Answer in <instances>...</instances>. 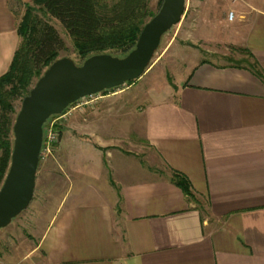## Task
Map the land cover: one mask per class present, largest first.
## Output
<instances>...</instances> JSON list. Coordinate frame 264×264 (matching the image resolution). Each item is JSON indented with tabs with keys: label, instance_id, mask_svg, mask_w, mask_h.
Here are the masks:
<instances>
[{
	"label": "crops",
	"instance_id": "1",
	"mask_svg": "<svg viewBox=\"0 0 264 264\" xmlns=\"http://www.w3.org/2000/svg\"><path fill=\"white\" fill-rule=\"evenodd\" d=\"M32 1L0 0V75L20 42L13 6ZM237 2L228 4L237 13L230 44L264 72V0ZM190 59L170 80L165 75L163 95L137 106L146 166L109 167L65 194L24 257L34 264H264V82L248 65ZM148 85L130 96L149 95ZM116 102L72 110L67 129L91 134L106 150L100 154H116L122 165L127 154L100 129L122 114ZM172 169L188 177L205 216L170 181Z\"/></svg>",
	"mask_w": 264,
	"mask_h": 264
},
{
	"label": "rangeland",
	"instance_id": "2",
	"mask_svg": "<svg viewBox=\"0 0 264 264\" xmlns=\"http://www.w3.org/2000/svg\"><path fill=\"white\" fill-rule=\"evenodd\" d=\"M231 1L235 0H185L181 20L161 37L159 46L143 73L148 72V74H142L143 77L141 75L142 81H139L136 86L132 82H126L100 92L89 105L80 107L98 104L103 98H116V105L120 108L123 106V112L120 116L118 115L116 121L111 119L100 128L102 133L109 132V139L116 142L117 145L114 148L118 149L120 154H127V157L121 158L122 165L117 160L116 154L109 159L103 157L100 153L104 155L106 150L94 144L91 134L84 133L82 130L77 133L71 129L68 132V118L59 121V135L53 150L39 160L33 197L29 205L8 225L0 228V264H34L24 255L29 253L38 233L65 194L73 195L80 191L86 181L99 180L100 172L107 171L109 167H116L119 171L132 170L140 161L146 166L142 146L141 115L137 114V106L140 111V105L143 100L149 99L148 96L152 98L166 92L165 75L170 80L168 74L174 68L182 67L184 62H188L190 58L197 55L217 63L252 64L246 53L230 44L228 29L235 23L234 18L237 16V13L233 11L234 16L236 15L233 17L234 21L227 17L230 11L228 4ZM237 1L241 8L245 0ZM249 1L254 4L260 2V0ZM150 6L153 11H156L159 0H150ZM13 8L20 19L25 7L14 4ZM35 8L39 10L38 6ZM37 12L41 14L40 11ZM45 19L57 29L64 41V49L60 52V57L66 56L77 64L81 63L82 60L74 49L71 37L60 22L50 16H46ZM134 81L136 82V79ZM149 82L150 89L147 91L150 92L149 95H137L136 98L130 96L131 91L137 92L139 88L148 87ZM21 101L22 99L14 101L16 113L21 106ZM53 118L54 116H50L47 121ZM196 198L197 202L193 201L199 205L202 215L205 216L204 203L201 197L196 196Z\"/></svg>",
	"mask_w": 264,
	"mask_h": 264
},
{
	"label": "trees",
	"instance_id": "3",
	"mask_svg": "<svg viewBox=\"0 0 264 264\" xmlns=\"http://www.w3.org/2000/svg\"><path fill=\"white\" fill-rule=\"evenodd\" d=\"M23 5L25 10L17 24L20 42L8 70L0 75V185L10 161L14 101L29 92L34 81L64 49L63 39L45 17L60 22L83 61L95 53L125 55L134 47L144 23L158 10L151 9L150 0H33ZM238 50L253 57L243 48ZM248 66L264 82V72L257 61ZM169 179L188 199L197 202L186 175L172 169Z\"/></svg>",
	"mask_w": 264,
	"mask_h": 264
},
{
	"label": "water",
	"instance_id": "4",
	"mask_svg": "<svg viewBox=\"0 0 264 264\" xmlns=\"http://www.w3.org/2000/svg\"><path fill=\"white\" fill-rule=\"evenodd\" d=\"M185 0H161L142 26L134 47L123 56L95 53L81 63L63 56L50 63L22 98L12 124L10 161L0 185V228L30 203L40 160L43 126L78 99L139 78L161 37L179 23Z\"/></svg>",
	"mask_w": 264,
	"mask_h": 264
},
{
	"label": "built area",
	"instance_id": "5",
	"mask_svg": "<svg viewBox=\"0 0 264 264\" xmlns=\"http://www.w3.org/2000/svg\"><path fill=\"white\" fill-rule=\"evenodd\" d=\"M228 19L232 20L234 17V12L230 10L227 13ZM99 93L86 95L73 104L69 105L62 113L52 115L54 116L53 119L47 121L43 126V140L40 150V158H44L53 150L59 135L58 131V123L68 117L71 113L72 109L80 108L81 106L89 105L94 99L99 96ZM72 106V107H71Z\"/></svg>",
	"mask_w": 264,
	"mask_h": 264
}]
</instances>
